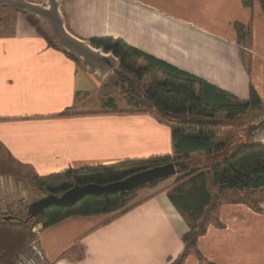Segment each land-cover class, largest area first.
<instances>
[{
    "label": "crops",
    "instance_id": "1",
    "mask_svg": "<svg viewBox=\"0 0 264 264\" xmlns=\"http://www.w3.org/2000/svg\"><path fill=\"white\" fill-rule=\"evenodd\" d=\"M2 8L11 12L13 25L0 34L1 208L24 198L15 207L20 215L46 194L39 180L54 183L55 175L71 170L172 156L171 125L152 104L83 112L88 94H99L104 84L95 85L23 13ZM62 12L80 38L120 40L241 101L252 88L261 102L255 109L264 108V13L258 0H63ZM236 118L213 141L222 152L212 161L244 144H264V120L244 126ZM253 127L255 133L249 132ZM169 179L147 184L145 197L121 213L34 224L40 264H171L183 252L189 226L169 200L176 188L161 186ZM249 195L253 203L217 200L196 240L198 254L190 252L182 264H264V187Z\"/></svg>",
    "mask_w": 264,
    "mask_h": 264
},
{
    "label": "trees",
    "instance_id": "2",
    "mask_svg": "<svg viewBox=\"0 0 264 264\" xmlns=\"http://www.w3.org/2000/svg\"><path fill=\"white\" fill-rule=\"evenodd\" d=\"M251 1L253 0H242V3L251 5ZM258 1L264 13V0ZM28 21L39 34L55 45L39 25L36 26L31 20ZM90 41L94 47L101 48L104 52H111L118 59L117 75L121 72L129 73L138 83L144 77L150 80L149 84L142 87V100L152 104L159 118L171 125L173 153L172 156L129 160L115 165L71 170L52 177V180H56L54 183L46 181L48 178L39 180L44 193L60 195L73 184L106 185L170 162L174 163L177 169L175 182L189 185L186 190L178 187L168 195L171 203L182 214L186 211H194L193 208L196 210L195 213L200 214L212 199L209 192L212 186H215L219 192L228 190L236 193L253 192L264 187V144L241 145L233 152L225 154L221 161H214L206 171L196 169L191 171L187 165L192 154L203 153L211 156L222 152L221 147L213 141L223 127L230 125L239 115L258 108L261 104L252 88L249 90L248 99L241 101L192 74L127 46L120 40ZM74 60L79 64L76 59ZM221 113L224 117L215 118ZM207 178L211 182L210 186L207 185ZM155 183L157 181L149 185ZM134 191L113 194L108 199L103 196L86 195L71 207L49 206L27 223L17 220V222L0 221V264H12L17 258L18 252L33 236L30 231L31 224L40 223L46 227L74 215H95L117 211L121 213L129 209L122 210L127 203L126 200ZM204 228L205 224L201 225V223L189 226V230L181 238L184 245L183 252L171 264H182L190 252L198 254L196 240L204 232Z\"/></svg>",
    "mask_w": 264,
    "mask_h": 264
},
{
    "label": "water",
    "instance_id": "3",
    "mask_svg": "<svg viewBox=\"0 0 264 264\" xmlns=\"http://www.w3.org/2000/svg\"><path fill=\"white\" fill-rule=\"evenodd\" d=\"M63 0H0V6L10 7L21 13H28L39 23L40 28L48 35L56 47L70 57L94 80L102 83L118 64V59L111 52L96 48L88 39L73 34L67 27L62 12ZM176 174V166L170 162L155 166L121 180L106 184H73L60 195L46 193L43 197L31 201L25 209L23 217H16L18 222L27 223L44 212L49 206L71 207L86 195L103 196L130 192L151 182L158 181ZM2 217L1 220H11Z\"/></svg>",
    "mask_w": 264,
    "mask_h": 264
},
{
    "label": "rangeland",
    "instance_id": "4",
    "mask_svg": "<svg viewBox=\"0 0 264 264\" xmlns=\"http://www.w3.org/2000/svg\"><path fill=\"white\" fill-rule=\"evenodd\" d=\"M13 9V8H12ZM15 10V9H14ZM16 11V10H15ZM26 17H28V20H31L37 25L38 21L31 16L30 14L23 13ZM30 18V19H29ZM12 19L13 17L11 16V12L5 8L0 9V34L3 33L4 30L6 32H10L12 29ZM37 22H36V21ZM29 22V21H28ZM30 23V22H29ZM116 69H118V65L114 68V70L107 76V78L102 82L104 84L103 89L99 91V94L96 90L91 91V93L88 94L87 98L85 99L84 103L82 104V111L83 112H92V111H98L102 109H117V110H135V109H140L141 106L138 105V103H142V92H143V85L149 84L150 80L146 77H144L139 83L132 78L133 76L129 73H123L119 72L120 75L116 74ZM93 78V77H92ZM94 80V79H93ZM95 85L99 84L97 80H94ZM110 95V96H108ZM144 104L146 105V108H151L148 103L144 101ZM143 106V105H142ZM161 119V118H160ZM264 120V108L260 109H254L247 111L245 114L239 115L235 122H241L244 126H255L258 125L260 122ZM166 121V120H165ZM257 128H251L249 132L255 133V130ZM242 131V130H240ZM197 160V161H196ZM188 167H190L191 171L194 169L196 170H201V171H206L207 168L211 166V164L214 162L211 160L210 156H199L197 154H192L188 160ZM177 171V169H176ZM175 177L171 176L169 180L166 182L161 183V186H164L166 184H169L167 186L170 189L178 188L181 187L183 190L188 189V184L187 183H176L175 182ZM211 182L209 178H207V185L210 186ZM187 187L185 188V186ZM41 187V186H40ZM144 189H143V188ZM142 187L135 189V191L130 194L128 199L126 200V204L123 206L122 210L129 208L135 204H137L139 201H141L144 197L145 189L149 188L148 185H144ZM146 187V188H145ZM42 188V187H41ZM174 192L173 190H171ZM228 190H222L218 191L215 186H212L209 188V192L211 194V198L213 202L207 207H205L200 214L195 213L194 211L192 212H184L183 216L185 217L186 221L188 222V226H196L197 224L204 225L207 220H212L214 216V206L217 202L218 199L223 198L224 200L227 201H236V200H243L244 198L247 199V202H252V196L249 195L251 192H246L243 193V195H240L239 193L236 192H231ZM246 194V195H245ZM32 196V192L30 193ZM24 205V204H23ZM1 208V207H0ZM12 207H7V208H2L5 211H8L7 213L1 215L3 217L9 216V217H23L25 213H21L20 215L17 214V209L12 210ZM1 221V220H0ZM3 221H10V220H3ZM18 221V220H17ZM16 221V222H17ZM30 225V224H29ZM34 224H31L30 231L32 229V226ZM32 234V232H31ZM33 235V234H32ZM34 235L32 238L29 240H33ZM28 241V242H29ZM27 244V243H26ZM25 244V245H26ZM27 246V245H26ZM25 248V247H24ZM23 248V249H24Z\"/></svg>",
    "mask_w": 264,
    "mask_h": 264
},
{
    "label": "built area",
    "instance_id": "5",
    "mask_svg": "<svg viewBox=\"0 0 264 264\" xmlns=\"http://www.w3.org/2000/svg\"><path fill=\"white\" fill-rule=\"evenodd\" d=\"M26 202V199L22 198L12 205L11 209L14 210L16 206ZM4 209L0 208V215L7 213ZM43 257L40 249L37 246L36 241L33 239L28 242L24 249L20 250L17 254V258L12 264H40Z\"/></svg>",
    "mask_w": 264,
    "mask_h": 264
},
{
    "label": "bare ground",
    "instance_id": "6",
    "mask_svg": "<svg viewBox=\"0 0 264 264\" xmlns=\"http://www.w3.org/2000/svg\"><path fill=\"white\" fill-rule=\"evenodd\" d=\"M12 218H13V219H11L12 221H16L17 220V218H15V217H12ZM0 220H1V215H0ZM1 221H3V220H1Z\"/></svg>",
    "mask_w": 264,
    "mask_h": 264
}]
</instances>
